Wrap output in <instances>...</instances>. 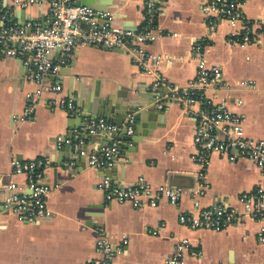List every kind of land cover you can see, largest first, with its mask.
Listing matches in <instances>:
<instances>
[{
	"label": "crops",
	"instance_id": "crops-1",
	"mask_svg": "<svg viewBox=\"0 0 264 264\" xmlns=\"http://www.w3.org/2000/svg\"><path fill=\"white\" fill-rule=\"evenodd\" d=\"M17 1L22 0H0V13L11 11L10 20L28 31L50 25L49 0L26 7ZM86 1L101 7L96 10L111 12L116 26L143 23L147 0ZM160 1L156 24L161 34L153 44L144 45L146 55L162 57L151 65L152 74L126 50L82 45L75 47L69 62L51 79L63 86L62 92L54 93L29 78L22 56L0 54V198L7 199L12 182L28 190L25 176L14 173V158H48L50 166L42 182L50 187L47 205L52 212L34 222L0 212V264H91L102 257L96 247L100 236L117 250L112 264H164L183 238L200 252L187 255L190 264H264V244L257 239L264 220L243 216L222 231L194 230L179 222L182 213L195 211L196 202L201 208L225 203L242 211L241 194L264 188V174L249 160L230 162L214 154L202 175L194 159L196 120L177 103L156 108L152 91L154 73L179 86L194 80L192 47L197 39H204L209 44L208 65H219L223 71V85L210 87L209 99L243 114L246 134L264 140V42L232 41L239 25L227 20L209 24L202 0ZM242 2L247 18L264 16V0ZM60 53L56 50L52 56L58 59ZM61 97L74 100L75 114L58 105ZM132 99L142 114L131 133L139 138L136 145L104 134L84 135L88 152L112 139L121 141L112 167H91L72 145H58L59 136L71 139L74 129L94 118H106L98 115L101 108ZM28 107L33 112L24 117ZM148 110L153 114L143 115ZM106 176L121 187L142 179L154 188L166 185L185 192L177 205L163 201L156 207L136 208L106 200L100 187Z\"/></svg>",
	"mask_w": 264,
	"mask_h": 264
},
{
	"label": "built area",
	"instance_id": "built-area-1",
	"mask_svg": "<svg viewBox=\"0 0 264 264\" xmlns=\"http://www.w3.org/2000/svg\"><path fill=\"white\" fill-rule=\"evenodd\" d=\"M20 7L45 3L47 0L17 1ZM160 0H147L144 7L143 23L136 30H126L113 24V14L109 11L96 10L90 6L77 4L75 0H49L48 9L52 17L47 27L38 26L33 31L19 26L10 20L11 11L0 13V54L20 55L29 68V78L38 82L44 90L60 93L63 86L51 79L57 76L66 65L77 46L89 45L106 50L123 49L137 56L138 63L152 74L151 65L157 64L162 57L156 54L146 55L144 45L153 44L161 34L156 24V16L161 9ZM242 0H202V10L208 23L227 20L233 26L239 25L231 40L240 41L241 45L264 42V16L251 20L243 10ZM209 44L204 39H197L192 47V57L196 63V78L187 86L169 84L160 73L155 74L152 91L155 94V107L166 108L168 103H177L187 114L196 120L194 144L197 148L195 161L205 174L211 156L216 154L230 162L249 160L264 174V140L249 137L244 126V115L229 109L225 103H215L209 99L207 90L210 87L223 85V71L219 65H208L207 52ZM60 50L55 59L52 52ZM166 90V91H164ZM58 105L73 114L76 112L74 100L61 97ZM28 107L24 117L32 114ZM134 116H129L119 125L103 117H97L84 127L74 129L71 139L64 136L57 138L58 145L70 144L74 151L87 158L91 167L102 169L112 167L120 155V140L112 141L101 149L88 152L85 148L84 135H102L119 133L127 128L131 134ZM75 138V140H74ZM114 138V137H113ZM50 166L48 158L22 160L14 158V173L25 176L27 191L20 189L16 182L9 185L7 199L1 203L0 212L7 211L20 221L34 222L52 215L47 200L50 187L42 182L46 169ZM101 190L107 201L131 203L136 208L156 207L163 201L177 205L184 195L181 187L162 185L154 188L145 180H139L134 186L121 187L110 176L104 177ZM195 195L198 192H194ZM243 210L228 206L225 203L201 208L196 202L195 211L182 213L180 224L194 230L222 231L237 223L243 216L264 220V188L244 192L240 196ZM257 239L264 244V227L257 233ZM102 257L94 259L91 264H112L116 249L100 236L96 242ZM188 238L176 242L173 254L164 264H190L187 255L199 256L200 252L192 248Z\"/></svg>",
	"mask_w": 264,
	"mask_h": 264
},
{
	"label": "water",
	"instance_id": "water-1",
	"mask_svg": "<svg viewBox=\"0 0 264 264\" xmlns=\"http://www.w3.org/2000/svg\"><path fill=\"white\" fill-rule=\"evenodd\" d=\"M77 4H82V5H87L90 6L92 8H96V9H101V7L94 5L93 2H88L86 0H79V2ZM112 21L114 22V19H112ZM116 21V20H115ZM121 27L123 29L126 30H136L138 29V25L137 26H131L129 24V22H121ZM117 51H122V49L117 48L115 49ZM155 96V94H154ZM139 109V103L135 102V99L132 100H126V101H119L117 103H112L111 106H106L104 107V109H100V112L98 113V115H103L104 117H106L107 119H109L110 121L116 122L119 125H122L126 119L129 116H134V122H133V126L136 125V122L138 119H140L142 117V114H140L138 112ZM103 111V112H102ZM144 114H148L149 116H151V114H153L150 110H148L147 113H143ZM91 116H89V118H91ZM102 136H105L104 138H107V136H109V134H104ZM113 137H119V139L122 140H127V141H131L133 142V144H137V142L139 141V138L137 137V135L134 134H128L127 133V128L124 127V130L119 132V133H113L112 134ZM109 141V140H108ZM122 148V146H121ZM6 200V196H4L3 198H0V203L4 202ZM1 207V206H0Z\"/></svg>",
	"mask_w": 264,
	"mask_h": 264
}]
</instances>
